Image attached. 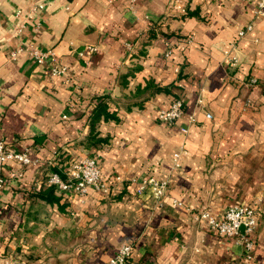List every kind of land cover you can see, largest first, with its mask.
Here are the masks:
<instances>
[{
    "label": "crops",
    "instance_id": "0c3cea01",
    "mask_svg": "<svg viewBox=\"0 0 264 264\" xmlns=\"http://www.w3.org/2000/svg\"><path fill=\"white\" fill-rule=\"evenodd\" d=\"M256 1L0 0V141L30 160L2 168L0 264H107L127 244L131 264H264V19ZM19 46L51 51L66 74L51 77L26 53L11 58ZM175 99L183 116L159 123ZM100 104L107 118L91 136ZM88 157L113 193L90 189L81 200L57 192L49 201L48 175ZM150 178L167 182L160 201L137 194ZM239 206L256 214L248 251L195 220Z\"/></svg>",
    "mask_w": 264,
    "mask_h": 264
},
{
    "label": "built area",
    "instance_id": "2783aa9c",
    "mask_svg": "<svg viewBox=\"0 0 264 264\" xmlns=\"http://www.w3.org/2000/svg\"><path fill=\"white\" fill-rule=\"evenodd\" d=\"M132 5L135 0H123ZM246 1V0H245ZM175 9L180 10L179 7L173 6ZM42 9L43 3L36 6V9ZM183 13V11H182ZM264 19V0L256 1V13ZM23 24L18 26L15 34L19 35L22 32ZM250 30V27L246 31ZM245 35V31L238 34L239 38ZM189 44V42L187 43ZM165 58H170L173 54V45L171 43H165ZM235 45H231V51H234ZM89 51H92L90 49ZM20 53H26L37 66L47 65L49 68V74L51 77H61L66 74V68L61 66L54 54L51 51H41L36 47L19 46L11 55V58H15ZM229 56V53H225ZM233 66L237 65V59L235 57H229ZM175 73H179V68H175ZM201 104V100L198 101ZM184 110L180 100H174L170 106L162 110L157 115L159 123L166 126H172L183 116ZM209 117V115H207ZM192 122L193 120L190 119ZM187 130H183V134H186ZM180 154L177 153L173 156V166L176 168L179 166ZM7 161H15L18 164L25 166L30 163V160L25 154L8 153L5 144L0 141V189L3 188L5 180L2 176V168ZM19 175L13 173L11 178H16ZM46 183L49 186H54L60 193L76 194L81 200L87 196L90 189H95L103 194L113 193V187L109 184L103 183L101 179V171L97 160L95 158H83L70 162V165L62 173V176L58 173H50L48 175ZM146 190L150 191L152 197L156 201L162 200L166 196L167 182H158L155 179H148L138 184L137 194H142ZM195 220L204 224L209 230L216 233L218 236L223 237H236L241 242H244L246 250L251 249V242L249 237L256 227V214L255 211L249 207L239 206L228 209L221 219H216L208 211H200L195 216ZM241 228L243 230H241ZM134 251V247L131 244L122 246L115 255L108 261L107 264H131L130 260Z\"/></svg>",
    "mask_w": 264,
    "mask_h": 264
},
{
    "label": "trees",
    "instance_id": "16d2710c",
    "mask_svg": "<svg viewBox=\"0 0 264 264\" xmlns=\"http://www.w3.org/2000/svg\"><path fill=\"white\" fill-rule=\"evenodd\" d=\"M99 110V111H98ZM105 111H106V106H102V104H100V105H98V108H97V110H96V112H95V114H94V118H93V121H92V127L96 124V123H98V121H99V116H101V115H103V118L104 119H106L107 118V116H106V113H105ZM105 113V114H104ZM92 132H91V136L93 135V136H95V134H93L94 133V127H93V129L91 130ZM100 142V141H99ZM69 165V164H68ZM68 167V166H67ZM67 167H64L63 168V170H61V169H57L58 171H55L54 173H58V174H60L61 176H62V173L65 171V169H67ZM63 171V172H62ZM57 192H59L57 189H56V187H54V186H49V190H48V192L46 193V197H47V199L49 200V201H51V199H53V200H55L54 199V195H56V193Z\"/></svg>",
    "mask_w": 264,
    "mask_h": 264
},
{
    "label": "water",
    "instance_id": "95a60500",
    "mask_svg": "<svg viewBox=\"0 0 264 264\" xmlns=\"http://www.w3.org/2000/svg\"><path fill=\"white\" fill-rule=\"evenodd\" d=\"M241 230H243V229L241 228Z\"/></svg>",
    "mask_w": 264,
    "mask_h": 264
}]
</instances>
